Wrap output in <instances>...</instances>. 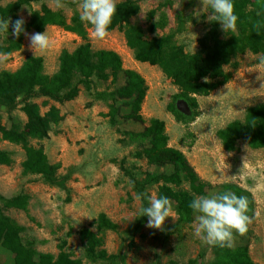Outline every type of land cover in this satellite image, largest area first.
Instances as JSON below:
<instances>
[{
	"label": "rangeland",
	"instance_id": "rangeland-1",
	"mask_svg": "<svg viewBox=\"0 0 264 264\" xmlns=\"http://www.w3.org/2000/svg\"><path fill=\"white\" fill-rule=\"evenodd\" d=\"M12 1L15 0H1L0 4ZM122 1L117 0V3ZM191 1L188 4L186 0H169L171 5L160 7L166 0H140L139 11L130 22L140 25L147 39L174 32L180 23L183 30L175 33L174 40L184 52L195 53L199 40L210 26L207 17L211 13L203 11L200 0ZM62 3L64 7L57 9L53 0L33 1L22 6L18 15L28 21L31 13L40 11L42 5L62 12L67 19L75 11L80 13V0H62ZM90 28L87 38L93 50L115 51L121 57L123 69L135 70L144 78L147 93L140 111L143 122L125 119L129 111L127 102L110 98L115 87L123 85V74L115 83L111 77L107 81L93 78L89 91L80 87L76 98L63 103L30 96L27 102L37 104L42 115L52 106L62 113V121L51 126L46 139L33 140L30 144L42 147L49 162L58 165L57 176H68V180L65 187L60 188L46 183L39 175H23L24 150L0 135V150L12 154L10 165H0V195L6 198L20 193L29 196L26 211L5 210L6 215L25 228L21 234L23 242L32 243L38 252L54 257L65 252L81 264H189L202 250L206 252V261L212 262L214 255L210 245L194 233L197 213L186 225H179L176 217L174 221L167 218L163 230L148 228V220L135 227L140 202L136 201V193L120 165L162 175H169L172 170L135 158L136 145L129 141L126 133L140 132L151 119H159L164 123L169 146L179 149L207 184L205 195L238 191L248 198L247 214L252 223L244 236L234 233L233 247L247 246L251 258L264 264V189L257 187L264 185V150H254L240 142L236 151L227 152L216 136L229 122L243 119L247 108L264 107V68L258 66V55L245 53L236 58L238 67L231 70L229 81L210 94L197 97V117L185 125L167 111L176 87L160 69L136 61L122 31H109L101 41L91 36ZM44 32L50 39L47 50L34 51L24 35L22 48L0 63V71L14 72L28 56H39L43 59L44 72L52 75L58 69L61 51L71 52L82 42L80 37L58 26H47ZM27 33L30 36L35 32ZM95 92L104 93L109 99L98 102L93 99ZM111 104L120 113L113 124L109 117ZM23 105L20 101L11 111L0 106V122L5 128L25 125L27 116ZM149 194L157 196V187H151ZM172 204L175 210V203ZM100 213L117 225L116 231L97 229L96 219ZM83 230L102 241L101 249L107 256H114L111 262L92 263L84 257L80 239ZM0 264H12V256L1 248Z\"/></svg>",
	"mask_w": 264,
	"mask_h": 264
},
{
	"label": "trees",
	"instance_id": "trees-1",
	"mask_svg": "<svg viewBox=\"0 0 264 264\" xmlns=\"http://www.w3.org/2000/svg\"><path fill=\"white\" fill-rule=\"evenodd\" d=\"M33 1L38 0H15L0 4V18L16 20L21 7ZM139 1L124 0L117 3V12L108 31H122L134 59L157 66L176 87V93L170 97L166 108L182 124L188 125L197 117V97L206 96L229 81L231 70L238 67L236 58L245 53L258 56L264 53V0H233L234 11L238 16L237 30L225 33L219 22H211L199 40V48L195 53L184 52L175 42V33L183 30L180 23L174 32L147 39L144 29L130 22L139 11ZM186 1L188 4L192 2ZM166 5H171V2L166 0L160 7ZM79 16L80 13L75 11L67 19L62 12L52 11L42 5L40 11H33L25 23L26 32L42 33L47 26H58L81 38L82 42L73 51H61L58 69L54 74L44 72L43 59L39 56H28L14 72L0 71V106L11 111L22 101L27 116L23 127L13 125L7 129L0 122L1 138L20 145L24 150L25 157L21 164L23 175H39L46 183L60 188L65 187L68 176L59 178L58 165L49 162L42 147L32 146L30 142L46 139L51 126L62 121L63 116L54 106L42 115L40 107L27 102V99L37 95L63 103L76 98L80 87L89 91L93 78L107 81L111 77L115 83L118 76L123 74V85L115 87L110 98L127 102L129 111L124 118L142 123L140 111L147 93L144 78L135 70L123 69L118 53L91 48L87 38L90 25L82 22ZM257 23L259 28L256 27ZM11 32L10 26L8 34H0V51L14 53L22 48L24 34L16 38ZM93 99L106 101L109 98L104 93L95 92ZM109 108L113 124L120 113L114 104L109 105ZM126 136L136 145L135 158L145 160L148 165L170 167L172 170L169 175H162L120 165L129 183L134 185L131 186L132 190L136 194H146L140 207L142 204L148 206L149 189L155 186L157 197L166 196L175 203L177 223L189 224L196 214L189 205L195 196L206 194L207 184L199 178L185 155L169 146L164 123L159 119H151L142 131L127 132ZM216 136L227 152L236 151L240 142L251 149L264 150V107L255 105L247 108L243 119L229 122L217 131ZM11 162L12 154L0 150V165H10ZM235 193L240 196L238 191ZM28 201L27 194L20 193L10 198L0 195V248L12 256V264H81L65 252L54 257L49 253L38 252L32 243L23 242L21 234L25 228L6 215L5 210L26 211ZM147 220L146 216L138 215L135 227L142 226ZM96 227L99 231L117 230V225L103 213L98 215ZM80 239L84 245V257L89 262H111L114 259L112 255L107 256L105 250L101 249L102 241L88 230L80 233ZM210 247L214 255L212 262L206 261V252L202 250L189 264H258L249 255L247 246Z\"/></svg>",
	"mask_w": 264,
	"mask_h": 264
},
{
	"label": "clouds",
	"instance_id": "clouds-1",
	"mask_svg": "<svg viewBox=\"0 0 264 264\" xmlns=\"http://www.w3.org/2000/svg\"><path fill=\"white\" fill-rule=\"evenodd\" d=\"M203 11L210 12L207 17L209 22H219L225 33L237 30L238 16L234 11L233 0H200ZM57 9L64 7L62 0H53ZM80 20L90 25L91 36L97 40H104L109 35V27L117 12V0H80ZM26 21L21 16L16 20L0 18V34H8L9 27L12 36L18 38L24 34L30 40V47L34 51H45L50 47V39L46 32L33 33L30 36L25 29ZM260 27L259 23L256 25ZM7 37V36H6ZM195 49V44H194ZM12 55L8 51H0V63ZM259 67L264 68V53L259 54ZM134 186L130 184V187ZM264 189V185L257 186ZM145 193H137L135 199L142 202ZM148 206L138 210L139 216L148 218L147 227L163 230L167 218L173 221L177 217L172 201L166 196L157 197L155 194L147 196ZM196 224L195 235L210 246L232 248L234 246V233L244 236L252 223V218L247 214L249 201L246 196H238L232 191L210 193L204 196H195L190 203Z\"/></svg>",
	"mask_w": 264,
	"mask_h": 264
},
{
	"label": "crops",
	"instance_id": "crops-1",
	"mask_svg": "<svg viewBox=\"0 0 264 264\" xmlns=\"http://www.w3.org/2000/svg\"><path fill=\"white\" fill-rule=\"evenodd\" d=\"M98 102H99V101H98ZM93 107H95V106H93ZM93 109H94V108H93ZM60 115L62 116V113H61V112H60ZM67 180H68V178H67ZM67 180H66V181H67ZM28 205H29V204H28ZM27 209H28V206H27ZM20 225H21V224H20Z\"/></svg>",
	"mask_w": 264,
	"mask_h": 264
}]
</instances>
